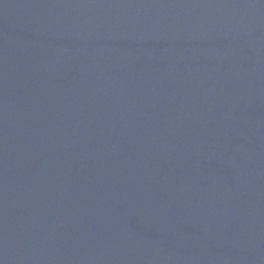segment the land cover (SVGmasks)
<instances>
[{"label":"water","instance_id":"water-1","mask_svg":"<svg viewBox=\"0 0 264 264\" xmlns=\"http://www.w3.org/2000/svg\"><path fill=\"white\" fill-rule=\"evenodd\" d=\"M0 264H264V0H0Z\"/></svg>","mask_w":264,"mask_h":264}]
</instances>
